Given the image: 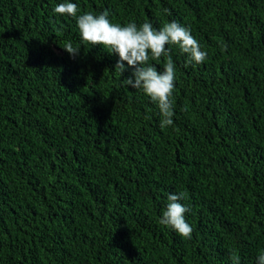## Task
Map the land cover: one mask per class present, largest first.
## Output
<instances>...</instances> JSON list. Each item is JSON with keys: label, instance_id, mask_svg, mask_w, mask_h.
Here are the masks:
<instances>
[{"label": "trees", "instance_id": "16d2710c", "mask_svg": "<svg viewBox=\"0 0 264 264\" xmlns=\"http://www.w3.org/2000/svg\"><path fill=\"white\" fill-rule=\"evenodd\" d=\"M64 0H0V264H257L264 249V0H71L191 30L168 45L172 126ZM80 46L73 57L62 46ZM226 45L222 50L221 45ZM166 57L149 60L159 71ZM169 193L191 239L159 223Z\"/></svg>", "mask_w": 264, "mask_h": 264}, {"label": "clouds", "instance_id": "9594fccd", "mask_svg": "<svg viewBox=\"0 0 264 264\" xmlns=\"http://www.w3.org/2000/svg\"><path fill=\"white\" fill-rule=\"evenodd\" d=\"M56 14L69 15L76 19L81 40L90 45H102L109 53H115L119 59L115 71L122 74L128 67L133 69L132 75L125 79L126 86L140 89L146 94L159 110L160 127L164 129L172 126L175 115L173 92L175 90V65L170 55L168 45H178L182 53L187 55L185 67L199 65L207 59V52L201 49L198 40L191 30L172 20L159 29L151 22L145 21L140 25L136 22L121 24L109 19L107 9L99 14L91 11L77 15V3L64 0L58 3L53 10ZM69 54L75 57L80 46H73L69 41L62 46ZM226 45H221L222 50ZM166 57L163 70L159 71L149 60H159ZM183 193H169L167 204L162 211L159 223L171 228L182 238L191 239L192 226L187 222L185 213L188 207L181 203ZM233 264H240L238 255L231 256ZM257 264H264V249L257 255Z\"/></svg>", "mask_w": 264, "mask_h": 264}]
</instances>
